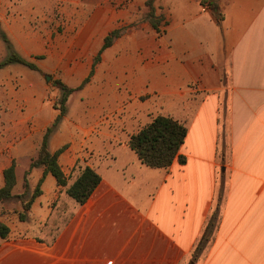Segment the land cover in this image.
Here are the masks:
<instances>
[{"label":"crops","instance_id":"0c3cea01","mask_svg":"<svg viewBox=\"0 0 264 264\" xmlns=\"http://www.w3.org/2000/svg\"><path fill=\"white\" fill-rule=\"evenodd\" d=\"M221 7L224 19L219 23L199 0H181V18L158 31L161 52L156 59L167 64L159 65L147 88L163 104L165 95L174 97L176 114L165 115L188 126L180 150L185 163L175 159L166 169L141 162L127 141L143 127L133 131L128 126L133 113L138 120L142 114L122 115L120 97L113 111L101 114L91 112L83 100L75 118L70 95L49 149L56 152L66 145L59 163L71 176L69 183L77 176L73 169L79 161L95 168L101 182L86 203L63 201L67 217L56 228L52 201L66 190L46 174L30 211L34 228L26 231L28 221H20V232L10 226V236L0 238L3 264H264V0H221ZM42 18L27 21L0 11V58L5 33L18 53L43 72L61 68L63 54L49 51ZM61 20L69 23L74 17ZM169 66L168 77L162 79ZM0 72L1 187L4 170L14 161L19 184L20 161L30 164L59 111L46 100L41 77L16 63ZM75 75L83 82L88 64ZM43 175L42 167L30 170V185ZM46 192L50 195L44 202ZM217 209L211 239L193 260ZM52 230L53 237L43 235Z\"/></svg>","mask_w":264,"mask_h":264},{"label":"rangeland","instance_id":"374dc122","mask_svg":"<svg viewBox=\"0 0 264 264\" xmlns=\"http://www.w3.org/2000/svg\"><path fill=\"white\" fill-rule=\"evenodd\" d=\"M146 1L0 0V11L8 10L11 14L16 13L23 16L27 21H32L33 17L42 15V26L49 31V51L57 50L59 55L63 54L62 67L53 73L43 72L39 67L33 69L20 64L34 77H41L40 79L47 85L46 100H51L54 105L60 95L61 91L55 83L58 79L71 87L80 85L82 81L75 74L79 67L88 64L89 82L82 89L71 94L70 112L72 116L79 118L83 100L90 103L89 110L91 112L99 111L98 113L101 114L113 111V105L114 103L117 105L120 97L122 115H127L132 111L142 114L138 120L137 114L133 113L134 120L131 119L130 124H128L135 131L144 126L148 118L152 119L159 114H176L175 105L171 102L173 96L165 95L163 98L165 103L163 104L160 98L147 88L153 84L155 73L160 70L159 65H166L167 61L162 62L156 59L158 53L161 52L157 48V41L162 35H159L160 32L158 33L147 18L149 8ZM155 6L157 13L163 12L165 15L161 30H167L173 21H178L181 18V0H157ZM66 16L74 17V21L63 22L61 19ZM167 21L168 24L165 25ZM115 29H123V33L110 47L99 53L105 37ZM1 38L4 41L3 37ZM13 44L14 42H12ZM11 50L18 52V47L14 45L9 48L5 43L4 49H1V52H5V54L0 58V61L7 57ZM97 55L99 60L95 63ZM20 65L16 63L18 67ZM170 71L169 66L167 70L161 73L162 79L167 78ZM49 76L50 79L48 80ZM165 84L164 82L163 85ZM168 88V84H166L164 89ZM133 102L137 104L133 106V110H129L128 106ZM223 114L224 112L221 111V122L224 121ZM124 125L122 126L124 127ZM121 137L124 138L125 133H121ZM28 165V159H23L19 163L17 171L21 181L14 188L15 193L24 191L23 178L26 170L29 169ZM76 172L78 174V171ZM34 182L37 183V181ZM55 184L56 182L51 187ZM31 187L33 188L34 185ZM47 187L49 188V184ZM48 195L50 194L46 192L43 198L44 202ZM65 199L73 198L64 193L60 199L52 201L55 213H58L57 217L55 216L56 228L61 226L67 217V211L61 205ZM20 206L21 202L18 197L0 203V219L9 224L16 233L21 231L20 219L16 211L21 210ZM27 221L29 228L26 231H30L34 228L35 222L30 215ZM55 233L52 230L47 233L43 232V235L47 234L53 237ZM2 261L0 264H3Z\"/></svg>","mask_w":264,"mask_h":264},{"label":"trees","instance_id":"16d2710c","mask_svg":"<svg viewBox=\"0 0 264 264\" xmlns=\"http://www.w3.org/2000/svg\"><path fill=\"white\" fill-rule=\"evenodd\" d=\"M155 1L147 0L146 5L149 8L147 18L150 24L157 30L161 31V25L165 20L163 12L157 13ZM201 5L210 10L217 21L220 23L224 19V13L221 7V0H199ZM123 33V29H115L111 31L104 39V43L100 49L101 53L106 48L110 47L113 42ZM2 37L9 48H12V42L9 37L3 33ZM99 56L95 57V63L98 62ZM21 63L30 68L38 69V66L21 56L15 50H11L6 58L0 61V68L11 64ZM90 80V76L84 79L80 85L71 87L64 81L58 79L55 81L61 93L55 101L53 107L59 111L55 120L47 127L39 145L38 153L33 157L29 164V169L24 175V191L15 193L14 188L17 185L16 162L4 170V184L0 187V203L18 197L21 202L20 209L16 210L20 221H27L36 198L42 194V183L46 174H52L57 184L65 188L66 193L75 199L79 204L86 203L97 186L101 182V174L93 167L82 164L80 161L74 167L73 171H78V174L72 183H69L71 176L65 174L62 166L59 163V155L66 148V145L58 149L56 152H51L49 149V140L54 131L59 126L63 116L67 113L69 96L77 90L84 87ZM188 134V126L181 120L165 114L155 116L149 123L145 124L137 132L130 135L127 144L134 150L141 162L151 168H169L173 161L177 159L180 163H185L186 157L180 153L185 139ZM35 167H42L44 175L38 183L32 188L29 182V172ZM220 202L217 208L219 209ZM218 209L212 214L209 224L207 225L193 256L196 260L203 245L209 241L212 225L218 215ZM11 227L9 224L0 219V238L7 239L10 236Z\"/></svg>","mask_w":264,"mask_h":264},{"label":"water","instance_id":"95a60500","mask_svg":"<svg viewBox=\"0 0 264 264\" xmlns=\"http://www.w3.org/2000/svg\"><path fill=\"white\" fill-rule=\"evenodd\" d=\"M50 79V76H49V78H48V80Z\"/></svg>","mask_w":264,"mask_h":264},{"label":"built area","instance_id":"2783aa9c","mask_svg":"<svg viewBox=\"0 0 264 264\" xmlns=\"http://www.w3.org/2000/svg\"><path fill=\"white\" fill-rule=\"evenodd\" d=\"M205 8V7H204Z\"/></svg>","mask_w":264,"mask_h":264}]
</instances>
